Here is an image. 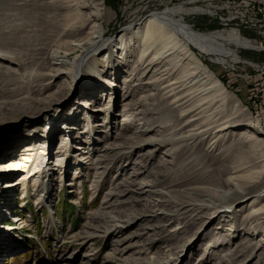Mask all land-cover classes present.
<instances>
[{
  "label": "rangeland",
  "instance_id": "1",
  "mask_svg": "<svg viewBox=\"0 0 264 264\" xmlns=\"http://www.w3.org/2000/svg\"><path fill=\"white\" fill-rule=\"evenodd\" d=\"M98 2L0 0V264H264V0H104L76 80ZM179 5L258 47L141 55L137 25Z\"/></svg>",
  "mask_w": 264,
  "mask_h": 264
},
{
  "label": "bare ground",
  "instance_id": "2",
  "mask_svg": "<svg viewBox=\"0 0 264 264\" xmlns=\"http://www.w3.org/2000/svg\"><path fill=\"white\" fill-rule=\"evenodd\" d=\"M81 6H83V4H81ZM102 6H104V0H99L98 4L96 6L94 5V7L97 8L96 12L86 14V15L84 13L82 16V21L85 22V25H88L93 20L95 22H98L101 19V22L94 25V30L92 31V33H90L87 40H85L86 38H84L80 40V42H78L76 45L74 44L73 49L81 48L82 54H83L82 56H80L79 62L75 64V75L74 76L76 80H79L82 77L83 64L88 59L89 55L91 53H92L91 55H96L95 52L98 50H101L102 47L107 43L105 41L100 40L102 38V29L100 28L102 27V24H103L102 13H101ZM184 10L185 9L183 8L182 5L175 6L172 8H166L160 12H155L152 15H150L145 20L144 24L142 23V25H137L136 31L138 34H142V41L144 39L142 43L143 49L141 51V55L144 56L147 53V51L150 48H152L157 42L163 43L164 45L163 48H166V46L168 45L170 46L178 45L179 41H178L177 35L184 37L186 41L185 50L190 46L196 49L198 48L206 54L217 55L218 56L217 60L221 61L222 63H225L226 61H229V60L234 63L239 62V60L235 57V54L231 52L230 50H228L227 47H225V45H228V46L233 45L236 48H249V49H256L255 47H258L255 44H253L252 41H248V40L240 38L237 33L225 34L223 31H219V32L216 31V32H211V33H200V32L194 31L192 27H190V25L184 21V18H183L185 15ZM129 28L131 27H127L126 30H131ZM123 35L121 37L122 39H123ZM186 52L189 53L188 49ZM126 55L127 56L129 55L128 51L125 53V56ZM189 56L196 59L199 69L203 72V74L209 80H212L214 82L216 77L214 78L213 73H211L210 69L203 62L200 61L199 57L194 52H192V54H189ZM160 57L162 56L160 55ZM122 58L123 56H118V62H119V59H122ZM165 58H167V56ZM59 60H61L59 56H56L54 57L53 63L57 64L58 67H62L64 61H59ZM55 71H60V69L56 68ZM242 133L246 134V132H242ZM252 136L254 137V135ZM252 136H249V137L252 139ZM25 148L26 149L24 151L32 150V147L29 145L28 147H25ZM0 165H1L0 171L5 170L2 168L8 165H11L9 166V170L13 168V164H8V161L0 162ZM237 193H240V192L238 191ZM237 198H239V196L238 194H235L234 196H232L231 201Z\"/></svg>",
  "mask_w": 264,
  "mask_h": 264
},
{
  "label": "trees",
  "instance_id": "3",
  "mask_svg": "<svg viewBox=\"0 0 264 264\" xmlns=\"http://www.w3.org/2000/svg\"><path fill=\"white\" fill-rule=\"evenodd\" d=\"M66 203H67V205H68V207H69L70 210H71V209H72V210L74 209V205L69 204V202H67V201H66ZM72 210H71V211H72Z\"/></svg>",
  "mask_w": 264,
  "mask_h": 264
}]
</instances>
